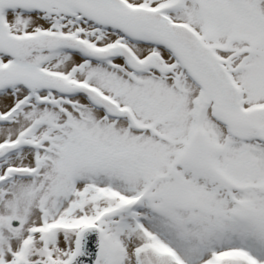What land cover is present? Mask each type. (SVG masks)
Returning <instances> with one entry per match:
<instances>
[{
	"label": "snow or ice",
	"instance_id": "1",
	"mask_svg": "<svg viewBox=\"0 0 264 264\" xmlns=\"http://www.w3.org/2000/svg\"><path fill=\"white\" fill-rule=\"evenodd\" d=\"M0 264H264V0H0Z\"/></svg>",
	"mask_w": 264,
	"mask_h": 264
}]
</instances>
